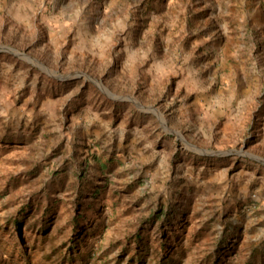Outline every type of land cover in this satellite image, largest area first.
Instances as JSON below:
<instances>
[{
  "label": "rangeland",
  "instance_id": "1",
  "mask_svg": "<svg viewBox=\"0 0 264 264\" xmlns=\"http://www.w3.org/2000/svg\"><path fill=\"white\" fill-rule=\"evenodd\" d=\"M0 48V264H264V0H0Z\"/></svg>",
  "mask_w": 264,
  "mask_h": 264
},
{
  "label": "water",
  "instance_id": "2",
  "mask_svg": "<svg viewBox=\"0 0 264 264\" xmlns=\"http://www.w3.org/2000/svg\"><path fill=\"white\" fill-rule=\"evenodd\" d=\"M4 48H0V50H3ZM8 49V48H7ZM9 50H11V49H9ZM25 56V58H27L28 60H30V61H35V60H33L30 56H26V55H24ZM83 74L82 73H78V74H67V75H58L56 78L58 79V80H61V81H66V80H70V79H73V78H75V77H78V76H82ZM101 86V88L103 89V90H105L104 89V87L102 86V85H100ZM205 152V151H204ZM213 155H218V156H220V155H225V154H230V152H228V153H225V152H216V153H212Z\"/></svg>",
  "mask_w": 264,
  "mask_h": 264
}]
</instances>
